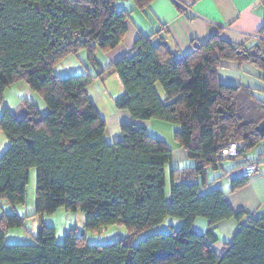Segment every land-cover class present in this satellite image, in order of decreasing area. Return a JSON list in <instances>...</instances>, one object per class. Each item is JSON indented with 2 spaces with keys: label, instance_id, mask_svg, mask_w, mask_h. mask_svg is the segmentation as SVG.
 Returning <instances> with one entry per match:
<instances>
[{
  "label": "trees",
  "instance_id": "obj_1",
  "mask_svg": "<svg viewBox=\"0 0 264 264\" xmlns=\"http://www.w3.org/2000/svg\"><path fill=\"white\" fill-rule=\"evenodd\" d=\"M117 1L0 0V105L5 91L23 81L47 108L41 113L23 99L22 111H1L0 131L8 141L0 154L1 202L24 205L35 169L34 215L79 211L85 231L108 226L127 231L111 243L92 244L70 230L57 243L55 228L41 221L36 236L25 237L32 243H7L8 230L22 227L26 215L3 214L0 264H264V216L248 217L221 254L213 250V226L239 222L248 213L234 212L223 191L206 180L207 169L219 168L224 160L219 151L230 142L238 143L241 157L264 146L256 130L264 120V100L248 87L218 79L221 63L236 59L252 63L264 79V38L246 48L215 34L180 56L165 39L153 46V35L139 36L129 54L103 67L96 53L117 47L127 31L131 11L117 8ZM130 1L144 9L153 0ZM258 35L264 37V25ZM80 50L94 70L59 77L56 64ZM113 74L122 87L114 100L118 110L134 120L176 126L173 138L193 165L171 168L169 182L172 150L144 127L122 124L121 138L106 141V123L87 89ZM238 176L233 190L248 178ZM200 218L210 228L204 233L193 227ZM164 222L168 233L156 229Z\"/></svg>",
  "mask_w": 264,
  "mask_h": 264
},
{
  "label": "crops",
  "instance_id": "obj_2",
  "mask_svg": "<svg viewBox=\"0 0 264 264\" xmlns=\"http://www.w3.org/2000/svg\"><path fill=\"white\" fill-rule=\"evenodd\" d=\"M129 9L131 12L126 21L127 31L122 41L114 49L102 53L103 64L100 63V66H108L129 54L139 36L153 35L150 39L153 46L165 39L180 56L190 53L194 42L204 43L215 34L222 40L246 48L257 44L264 38L258 35L264 25V0H153L144 9L135 8L132 3L129 4ZM221 64L222 66L218 69V79L222 84L248 87L262 99L259 92L264 94V79L256 66L245 59L223 61ZM110 79L115 81V89L109 87L107 82ZM118 79L113 74L103 81L94 80L87 89L90 101L106 123L105 139L108 143H114L121 138L120 127L125 123H134L146 130L147 128L151 130V120H134L128 112L115 107L114 100L122 93ZM22 82L18 81L11 85V87L15 86L12 99L7 100L4 93L0 112L3 107L13 112L18 108L22 111L21 101L26 99L41 113H45L47 108L40 95ZM106 87L115 91L108 93ZM1 136L5 137L0 131V138ZM4 140V144L3 142L0 144V154L8 144L6 137ZM168 146L172 150V163L188 162L186 151L180 148L176 141ZM256 149L259 151L256 152ZM238 158L234 162L228 161L223 164L221 161L218 168L220 174L211 181H207L208 187L219 188L223 191L226 204L234 212L244 210L248 213L242 216L239 222L226 219L213 226L212 231L216 241L212 248L217 254H221L225 245L231 242L240 224H247L248 217L264 216V146L248 152L243 160ZM254 159L259 161L258 173L249 176L242 187L231 189L232 180L240 178L237 174L239 167L236 166L240 162H249ZM186 166H181V168ZM178 224L179 222H174L175 226ZM193 227L198 233H204L210 229L207 221L201 218L194 222ZM156 229L163 230L161 227ZM5 240L12 242L10 241L12 239L8 240L7 234Z\"/></svg>",
  "mask_w": 264,
  "mask_h": 264
},
{
  "label": "rangeland",
  "instance_id": "obj_3",
  "mask_svg": "<svg viewBox=\"0 0 264 264\" xmlns=\"http://www.w3.org/2000/svg\"><path fill=\"white\" fill-rule=\"evenodd\" d=\"M130 3H132L130 0H120V1H117L115 5L117 6V8L123 9L126 13H129ZM101 56H102L101 52L96 53V59L98 58L99 63L103 64V59L101 58ZM104 66L105 65H103V67ZM93 68L94 67L92 63H90L87 59L86 51L80 50L77 56H75L74 54H70L66 56L58 64H56L54 68V72L59 77H65V76L67 77L69 75H76V74L84 73L86 69L88 71H93L94 70ZM116 78L118 77L116 76ZM107 83L109 84L110 88L115 89V86H114L115 81L113 79H110ZM105 89L108 93H113L115 91V90H110L108 87H106ZM14 90H15V86H12V87L10 86L5 91V97L7 100L12 99L14 97L13 96ZM161 90L162 89L160 88V93H161ZM259 95L264 100V94L259 92ZM16 115L19 116L20 114H16ZM150 123H151L150 125L151 130L150 128H147V132L150 135L165 141L166 143H168V145L171 146L173 142L175 141L173 138V132L176 130V126L173 124L160 121V120H155V119H152ZM4 138L5 137L1 136L0 144L2 142L4 144L5 142ZM255 151L258 152L259 149H256ZM238 159L243 160L244 157H240ZM228 161L234 162L236 160L235 159H224L222 160V164L223 162H228ZM185 165L191 166L193 165V163L190 160H188V162L183 161L178 164L170 163L169 165H167L166 166L167 181L169 182L168 171L171 168L179 167V166L181 167ZM219 174H220L219 169L217 170L207 169L206 180L211 181L213 178H216L217 175ZM35 179H36V170L31 169L29 173V182L26 186V200H25L24 205H16L15 208H13L6 203H2L0 200V217L3 214L6 215L9 213H18L20 217H23L24 215L27 214L24 220V225L22 227L8 230L7 237H8V240L12 239L10 240L12 242H7V243H29L30 241H32L31 238H25V237L36 236L38 232L39 224L41 221L55 228V237H56L57 243H62L64 235L68 233L70 230H75L77 235H83L85 237V241L87 243H92V244H107V243H111L117 239H121L127 236V231L125 227H122V226H108L105 228L106 230L103 229L102 232L99 231V232L92 233V232L85 231L84 229L85 215L79 211L68 212L65 209H58L56 212L52 214H44L42 218L40 219L39 215H34ZM168 223L174 224V221L171 220V221H168ZM161 228H163V230H161L163 232H160V233H168L171 229L166 224V222H164L161 225ZM146 233L147 235L150 234V232H146ZM141 237L143 236L142 235L138 236L137 240L141 239Z\"/></svg>",
  "mask_w": 264,
  "mask_h": 264
},
{
  "label": "built area",
  "instance_id": "obj_4",
  "mask_svg": "<svg viewBox=\"0 0 264 264\" xmlns=\"http://www.w3.org/2000/svg\"><path fill=\"white\" fill-rule=\"evenodd\" d=\"M219 155L224 159H235L241 156V150L236 142H230L219 151ZM258 173V165L247 164L237 169V174L242 176H253Z\"/></svg>",
  "mask_w": 264,
  "mask_h": 264
},
{
  "label": "water",
  "instance_id": "obj_5",
  "mask_svg": "<svg viewBox=\"0 0 264 264\" xmlns=\"http://www.w3.org/2000/svg\"><path fill=\"white\" fill-rule=\"evenodd\" d=\"M242 52V50H238L237 54H241ZM256 130L261 136H264V120L257 125Z\"/></svg>",
  "mask_w": 264,
  "mask_h": 264
},
{
  "label": "clouds",
  "instance_id": "obj_6",
  "mask_svg": "<svg viewBox=\"0 0 264 264\" xmlns=\"http://www.w3.org/2000/svg\"><path fill=\"white\" fill-rule=\"evenodd\" d=\"M239 157H241V156H239ZM238 158V157H237ZM236 159V158H235Z\"/></svg>",
  "mask_w": 264,
  "mask_h": 264
}]
</instances>
